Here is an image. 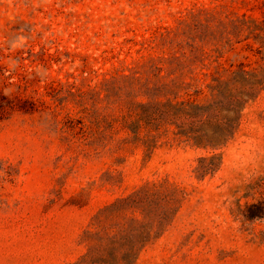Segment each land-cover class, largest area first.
<instances>
[{
  "label": "rangeland",
  "instance_id": "374dc122",
  "mask_svg": "<svg viewBox=\"0 0 264 264\" xmlns=\"http://www.w3.org/2000/svg\"><path fill=\"white\" fill-rule=\"evenodd\" d=\"M0 264H264V0H0Z\"/></svg>",
  "mask_w": 264,
  "mask_h": 264
}]
</instances>
